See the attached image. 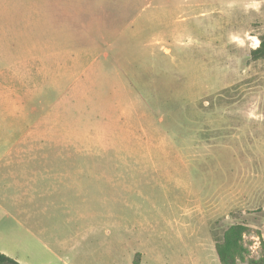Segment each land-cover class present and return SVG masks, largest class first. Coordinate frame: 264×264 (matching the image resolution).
Returning <instances> with one entry per match:
<instances>
[{"label": "rangeland", "instance_id": "rangeland-1", "mask_svg": "<svg viewBox=\"0 0 264 264\" xmlns=\"http://www.w3.org/2000/svg\"><path fill=\"white\" fill-rule=\"evenodd\" d=\"M253 2L0 0V242L34 264H220L241 225L237 264L263 259Z\"/></svg>", "mask_w": 264, "mask_h": 264}, {"label": "trees", "instance_id": "trees-1", "mask_svg": "<svg viewBox=\"0 0 264 264\" xmlns=\"http://www.w3.org/2000/svg\"><path fill=\"white\" fill-rule=\"evenodd\" d=\"M250 57L253 60L264 59V35L259 37V46L250 51ZM243 233L244 227L241 225H233L224 233L222 243L216 246L220 264H237L245 261L248 252L242 242ZM0 264L20 263L0 253ZM248 264H264V258L259 261L251 260Z\"/></svg>", "mask_w": 264, "mask_h": 264}, {"label": "crops", "instance_id": "crops-1", "mask_svg": "<svg viewBox=\"0 0 264 264\" xmlns=\"http://www.w3.org/2000/svg\"><path fill=\"white\" fill-rule=\"evenodd\" d=\"M5 216H7L8 218H13L15 220V222L20 225L21 227L24 225L23 223H21L18 219H16L15 217L11 216L10 214H6ZM26 233H27V237L30 241H32V245L37 244L38 245V249L40 251V253H43L45 251H48L50 253H53L52 250L48 247V245H46V243L42 240V238L40 237V235L38 233H36L33 230L30 229H26ZM11 243L9 241L7 242H0V253L12 258L13 260L22 263V264H34L32 262L33 261V256L34 255V251L33 249L30 248H26L24 246V244H21V246H14V248L10 247ZM29 245V242L27 240V244ZM31 245V246H32ZM54 255V254H53Z\"/></svg>", "mask_w": 264, "mask_h": 264}, {"label": "clouds", "instance_id": "clouds-1", "mask_svg": "<svg viewBox=\"0 0 264 264\" xmlns=\"http://www.w3.org/2000/svg\"><path fill=\"white\" fill-rule=\"evenodd\" d=\"M250 7H253V8H258L259 7V3H256L255 0L252 4L249 5ZM252 39H256L255 37H253ZM256 46L258 47L259 46V41L257 40V43H256Z\"/></svg>", "mask_w": 264, "mask_h": 264}]
</instances>
